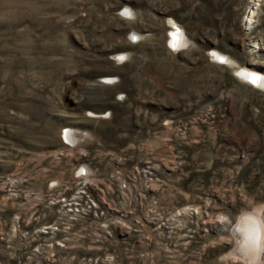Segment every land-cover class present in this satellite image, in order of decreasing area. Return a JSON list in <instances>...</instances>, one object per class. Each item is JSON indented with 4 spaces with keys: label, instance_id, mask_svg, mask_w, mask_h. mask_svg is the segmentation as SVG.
Returning <instances> with one entry per match:
<instances>
[{
    "label": "rangeland",
    "instance_id": "374dc122",
    "mask_svg": "<svg viewBox=\"0 0 264 264\" xmlns=\"http://www.w3.org/2000/svg\"><path fill=\"white\" fill-rule=\"evenodd\" d=\"M240 71L264 76V0H0V264H247L264 85Z\"/></svg>",
    "mask_w": 264,
    "mask_h": 264
},
{
    "label": "bare ground",
    "instance_id": "6f19581e",
    "mask_svg": "<svg viewBox=\"0 0 264 264\" xmlns=\"http://www.w3.org/2000/svg\"><path fill=\"white\" fill-rule=\"evenodd\" d=\"M249 12L251 13V15L248 16H252L253 10H250ZM250 18L251 17H249V19ZM171 38L172 40L170 43L172 46H176V43L181 39L180 34L178 32H172ZM176 47L178 48V46ZM217 56L218 58L221 57V55L219 54ZM240 73L244 76L243 78H245L249 82L253 77L258 78L257 83L252 84L260 88L263 87L264 76H258L257 74L252 73V71H240ZM233 230L236 235V238H238V240H236V242L238 241V245L235 248L237 249L239 254L243 255L242 258L244 257L243 259L247 264H256L255 260L258 258L259 254L264 252V232L259 219L257 220V218L245 214V216L240 219V222H238V224L234 227Z\"/></svg>",
    "mask_w": 264,
    "mask_h": 264
},
{
    "label": "snow or ice",
    "instance_id": "6c2138e0",
    "mask_svg": "<svg viewBox=\"0 0 264 264\" xmlns=\"http://www.w3.org/2000/svg\"><path fill=\"white\" fill-rule=\"evenodd\" d=\"M122 59V58H121ZM257 80H258V78H256V77H253L252 79H251V83H253V84H256L257 83Z\"/></svg>",
    "mask_w": 264,
    "mask_h": 264
},
{
    "label": "built area",
    "instance_id": "2783aa9c",
    "mask_svg": "<svg viewBox=\"0 0 264 264\" xmlns=\"http://www.w3.org/2000/svg\"><path fill=\"white\" fill-rule=\"evenodd\" d=\"M68 134H69V133H68L67 130H66V132L64 131V134H63V135H66V136H67ZM67 137H68V136H67Z\"/></svg>",
    "mask_w": 264,
    "mask_h": 264
},
{
    "label": "water",
    "instance_id": "95a60500",
    "mask_svg": "<svg viewBox=\"0 0 264 264\" xmlns=\"http://www.w3.org/2000/svg\"><path fill=\"white\" fill-rule=\"evenodd\" d=\"M219 59H222V58H219ZM239 222H240V220H239ZM237 229V228H236ZM237 234V233H236Z\"/></svg>",
    "mask_w": 264,
    "mask_h": 264
}]
</instances>
